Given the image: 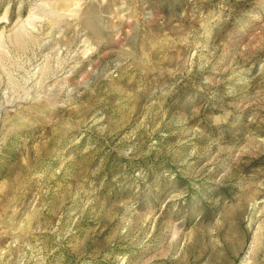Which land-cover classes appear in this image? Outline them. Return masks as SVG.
Listing matches in <instances>:
<instances>
[{
    "label": "rangeland",
    "instance_id": "374dc122",
    "mask_svg": "<svg viewBox=\"0 0 264 264\" xmlns=\"http://www.w3.org/2000/svg\"><path fill=\"white\" fill-rule=\"evenodd\" d=\"M0 264H264V0H0Z\"/></svg>",
    "mask_w": 264,
    "mask_h": 264
}]
</instances>
